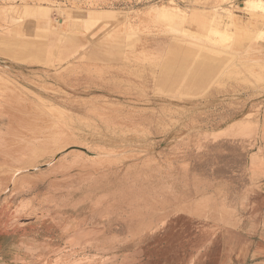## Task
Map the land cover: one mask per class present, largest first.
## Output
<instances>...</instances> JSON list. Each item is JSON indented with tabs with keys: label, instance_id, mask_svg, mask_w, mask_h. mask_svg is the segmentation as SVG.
I'll return each mask as SVG.
<instances>
[{
	"label": "rangeland",
	"instance_id": "374dc122",
	"mask_svg": "<svg viewBox=\"0 0 264 264\" xmlns=\"http://www.w3.org/2000/svg\"><path fill=\"white\" fill-rule=\"evenodd\" d=\"M244 1L0 0V230L88 264L236 218L264 137V12Z\"/></svg>",
	"mask_w": 264,
	"mask_h": 264
},
{
	"label": "crops",
	"instance_id": "0c3cea01",
	"mask_svg": "<svg viewBox=\"0 0 264 264\" xmlns=\"http://www.w3.org/2000/svg\"><path fill=\"white\" fill-rule=\"evenodd\" d=\"M212 29H218V26ZM261 139V151L254 153L255 157L249 161L251 185L247 200L236 218L214 228L197 230L190 229L189 223L186 226L173 222L166 226L163 237L127 239L116 245L105 261L88 264H264L263 133ZM36 237L35 232L20 228L0 230V264H40L34 245ZM157 243L159 248L151 252L149 247ZM102 250L103 246L99 252Z\"/></svg>",
	"mask_w": 264,
	"mask_h": 264
},
{
	"label": "bare ground",
	"instance_id": "6f19581e",
	"mask_svg": "<svg viewBox=\"0 0 264 264\" xmlns=\"http://www.w3.org/2000/svg\"><path fill=\"white\" fill-rule=\"evenodd\" d=\"M246 5L249 7V9H251V10H254V11H258V10H262L263 12H264V2L262 1V0H258V1H253V0H249V1H247L246 2ZM172 7V6H171ZM174 7V6H173ZM177 7V6H176ZM179 7V6H178ZM166 8H164V7H158V8H156L155 9V11H156V15H157V17H161V18H165V17H169L171 20H176L177 18H179V19H182L180 22H182V24L183 23H185L186 21H187V18L185 17V16H183V13H182V11L181 10H179L178 9V13L176 12L175 14H173V12L172 13H169V12H166V10H165ZM172 9V8H171ZM181 9V8H180ZM185 15V14H184ZM146 19H148V18H146ZM160 19V18H159ZM113 20V19H112ZM88 23V22H87ZM64 25V24H63ZM176 25V24H175ZM179 25V24H178ZM50 26V25H49ZM49 26H47V27H49ZM44 28V27H43ZM182 29V28H181ZM211 31L212 32H214L216 35H219L220 37H226L227 36V34L226 33H224V32H221V31H219L218 29H211ZM211 32H209V34H210ZM208 34V35H209ZM213 34V33H212ZM262 34H264V32L262 33ZM133 35V34H132ZM209 37H212V35H209ZM209 37H207L208 39H210ZM213 37H216L215 35H213ZM206 38V39H207ZM217 38H215V40H216ZM219 39V38H218ZM138 40V39H137ZM216 41H218V40H216ZM220 41H222V40H220L219 39V41H218V43H220ZM230 42V41H229ZM208 42H206V44H207ZM217 43V44H218ZM222 43V42H221ZM225 43V42H224ZM209 44V43H208ZM226 44V43H225ZM233 44V43H232ZM211 44H209V46H210ZM212 45H214V44H212ZM212 45H211V47H212ZM221 45V44H220ZM219 45V46H220ZM214 47V46H213ZM212 47V48H213ZM215 48V47H214ZM227 48V47H226ZM217 50V49H216ZM233 50V49H232ZM231 50V51H232ZM224 51H226V50H224ZM30 51H28V50H25V52L24 53H29ZM218 52V51H217ZM15 58H17V59H19L18 58V56H16L15 55Z\"/></svg>",
	"mask_w": 264,
	"mask_h": 264
}]
</instances>
